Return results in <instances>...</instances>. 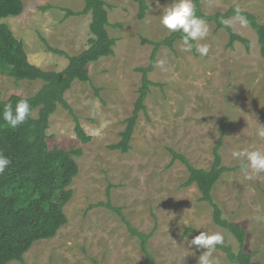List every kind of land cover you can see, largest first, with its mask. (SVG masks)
Listing matches in <instances>:
<instances>
[{
  "label": "rangeland",
  "instance_id": "rangeland-1",
  "mask_svg": "<svg viewBox=\"0 0 264 264\" xmlns=\"http://www.w3.org/2000/svg\"><path fill=\"white\" fill-rule=\"evenodd\" d=\"M23 1L24 13L2 22L24 42L33 65L45 71L64 70L68 59L49 52L43 39L71 56L83 52L91 37V15L66 19L64 9L80 12L84 0ZM106 1L108 30L117 39L115 54L91 64V82H75L65 95L92 140L85 144L77 137L73 117L62 106L51 117L47 132L50 150L80 148L84 152L76 158L80 171L71 186L74 196L65 207L69 222L55 238L37 242L25 255L26 264H148L140 240L130 234L121 217L108 208H92L108 202L110 187L112 205L122 209L135 229L153 233L148 248L157 264H198L203 250L189 247L184 240L194 237L185 234L189 228L220 232L223 244L238 251L233 235L213 223L211 206L199 201L197 186L182 187L189 178L188 169L180 161L172 164L169 150L205 170L211 167L221 138L223 165L229 168L246 164L244 158H233L234 151L264 152V139L258 136L264 125V59L255 31L236 17L226 21L251 42L250 53L240 43L227 49L229 34L218 31L213 23H207L209 35L198 42L209 46L207 56L184 51L182 40L175 43L174 51L162 47L149 76L156 85L145 101L147 111L140 116L130 152L123 154L109 146L121 140L134 110L142 82L137 69L150 63L154 47L142 39L158 42L170 36L159 17L173 0H159L160 8L155 0H147L144 20L138 19L133 0ZM202 1L207 14L240 9L264 24V0ZM10 71L8 67L0 74V100L34 96L44 85L42 81L17 82L8 75ZM37 116L34 112L33 117ZM215 187L214 198L224 216L248 230L245 248L254 254L253 264H264V172L251 168L247 173L242 169L227 172ZM212 258L217 264H230L219 250Z\"/></svg>",
  "mask_w": 264,
  "mask_h": 264
},
{
  "label": "trees",
  "instance_id": "trees-1",
  "mask_svg": "<svg viewBox=\"0 0 264 264\" xmlns=\"http://www.w3.org/2000/svg\"><path fill=\"white\" fill-rule=\"evenodd\" d=\"M138 5V19L144 20L149 6L147 0H133ZM85 7L80 12L64 9L65 18L91 15L90 34L87 48L78 55L67 53L52 48L43 39L47 50L54 54L65 56L68 66L62 71H45L33 65L27 54L24 42L17 39L10 26L2 20L8 17H19L24 13L23 0H0V74L8 75L17 82L42 81L44 85L34 96L23 98L17 95L8 100H0V112L7 103L13 106L25 99L32 108L30 118L21 126L12 129L0 118V152L10 158L11 164L3 175H0V264H8L14 260L26 264L25 255L39 241L55 238L59 231L68 224L65 207L72 200L74 191L71 186L79 175L77 157L83 156L82 149L72 148L63 150L55 148L50 150L48 144V130L51 117L62 106L73 117L77 137L85 144L91 142L92 137L87 135L82 126L80 117L65 99L75 82L90 83L89 66L103 58L115 54L117 39L110 36L108 4L106 0H84ZM196 14L204 18L207 23L216 25V29L226 30L229 34L227 49L233 50L237 43L242 44L247 53L251 52V42L237 34L227 23L237 16L236 9L231 8L226 12L207 14L203 9L202 0H194ZM49 7L43 8L48 10ZM240 15L247 19V23L255 31L260 45L261 55L264 59V24L258 22L257 17L250 13L240 11ZM223 21V23H222ZM181 33H171L162 41L142 39L143 44L154 47L149 66L138 68L142 75L139 96L135 103L132 115L126 120V128L120 134L121 140L109 146L112 151L123 154L130 152L135 129L142 113L147 111L145 101L151 93L153 83L149 76L156 66L157 54L162 47L174 51ZM194 44L196 42H193ZM195 55H199L193 47ZM98 94L99 91L96 90ZM38 112L37 117L33 113ZM226 128L223 129V134ZM222 138L214 147V160L209 170L198 169L192 166L189 160L173 150H169L176 161L182 162L188 169L189 178L182 185L189 188L196 185L201 193L200 202L207 203L212 208L213 223L227 230L238 243V251L231 245H218L216 250L223 252L230 264H253L254 254L246 251L247 230L241 225L230 222L225 216L220 204L215 201L213 189L227 172H234L242 167L229 168L223 165L221 149ZM110 190L107 191L108 202L93 205L92 208L104 207L114 211L121 217L132 236L140 240L141 251L148 264H157L148 246L153 233L146 234L135 229L119 207L112 205ZM156 230V228H155ZM200 231L189 228L185 234L198 235ZM94 264L99 262L94 261Z\"/></svg>",
  "mask_w": 264,
  "mask_h": 264
},
{
  "label": "clouds",
  "instance_id": "clouds-1",
  "mask_svg": "<svg viewBox=\"0 0 264 264\" xmlns=\"http://www.w3.org/2000/svg\"><path fill=\"white\" fill-rule=\"evenodd\" d=\"M158 8L159 0H155ZM238 19L242 25L247 24V19L240 15V9L236 10ZM160 24L169 33H181V39L184 45V51H195L200 56H207L209 53V46L207 44L198 43L204 40L209 35V26L207 21L197 16L196 6L194 0H173V2L163 7L162 14L159 17ZM223 23V21H222ZM197 42V43H193ZM162 65V61L157 62ZM32 108L29 102L25 99L19 100L15 106L12 103H7L3 106L0 112V118L12 129L23 125L31 116ZM258 136L264 139V125H261L258 131ZM233 158H244L246 164L242 166V171L247 173V169L251 168L256 172H264V152L260 150H243L234 151ZM11 160L0 152V175H3L6 169L10 166ZM224 235L220 232L200 231L198 235L190 240L185 236L184 240L188 242L189 247H195L198 251L203 250L198 258V264H217L212 258V254L216 251L218 245L224 243Z\"/></svg>",
  "mask_w": 264,
  "mask_h": 264
},
{
  "label": "crops",
  "instance_id": "crops-1",
  "mask_svg": "<svg viewBox=\"0 0 264 264\" xmlns=\"http://www.w3.org/2000/svg\"><path fill=\"white\" fill-rule=\"evenodd\" d=\"M210 169V168H209ZM196 186V185H195ZM216 186V185H215ZM215 189H216V187H214V189H213V195L215 194ZM236 224H238V223H236ZM246 230H247V228H246ZM248 231V230H247ZM248 233H247V241H248Z\"/></svg>",
  "mask_w": 264,
  "mask_h": 264
}]
</instances>
